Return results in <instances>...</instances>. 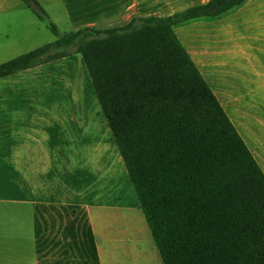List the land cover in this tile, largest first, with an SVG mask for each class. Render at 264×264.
Instances as JSON below:
<instances>
[{"label":"crops","instance_id":"0c3cea01","mask_svg":"<svg viewBox=\"0 0 264 264\" xmlns=\"http://www.w3.org/2000/svg\"><path fill=\"white\" fill-rule=\"evenodd\" d=\"M37 1L70 34L211 0ZM175 32L264 172V0ZM56 40L24 0H0V65ZM0 264H164L76 52L0 78Z\"/></svg>","mask_w":264,"mask_h":264},{"label":"trees","instance_id":"16d2710c","mask_svg":"<svg viewBox=\"0 0 264 264\" xmlns=\"http://www.w3.org/2000/svg\"><path fill=\"white\" fill-rule=\"evenodd\" d=\"M0 65V78L76 52L85 60L164 264H264V172L175 27L247 0L61 34Z\"/></svg>","mask_w":264,"mask_h":264}]
</instances>
